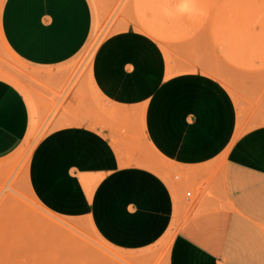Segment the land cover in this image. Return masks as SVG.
<instances>
[{
    "label": "crops",
    "instance_id": "1",
    "mask_svg": "<svg viewBox=\"0 0 264 264\" xmlns=\"http://www.w3.org/2000/svg\"><path fill=\"white\" fill-rule=\"evenodd\" d=\"M92 30L90 0H0L6 50L33 65L69 60ZM222 71L219 77L199 70L169 74L154 40L130 29L99 43L91 69L104 107L121 108L119 118H141L142 141L157 154L183 168L224 160L264 183V78ZM28 104L0 77V159L29 133ZM92 118H115L114 110ZM128 139V131L109 125L61 127L36 149L29 183L49 210L85 215L112 247L137 251L170 228L177 197L154 171L125 163L144 159L143 152L125 155ZM86 182L93 183L92 191ZM250 195L257 199L259 192ZM242 214L211 209L192 218L173 236L164 264H264V207L252 203L250 221Z\"/></svg>",
    "mask_w": 264,
    "mask_h": 264
},
{
    "label": "rangeland",
    "instance_id": "2",
    "mask_svg": "<svg viewBox=\"0 0 264 264\" xmlns=\"http://www.w3.org/2000/svg\"><path fill=\"white\" fill-rule=\"evenodd\" d=\"M90 3L93 30L82 49L61 64L25 62L6 50L0 36V71L12 75L0 73V77L20 90L30 112L29 133L15 151L0 159V264H164L173 236L204 211L226 209L243 213L240 216L250 221L252 203L264 207V183L253 181L250 173L227 167L224 160L183 168L153 151L142 141L141 118H119L121 108L104 107L91 73L99 43L113 32L130 29L154 40L169 74L199 70L219 77L222 69L223 73L237 69L244 79L251 72L264 78V0ZM107 110H114L115 118H92ZM75 124L128 131L125 155L142 157L143 152L144 159L125 163L144 165L175 191L173 222L151 247L116 249L102 239L87 216L53 212L34 195L29 168L36 149L50 133ZM86 185L92 191L93 183ZM251 191H258L259 197L250 198ZM253 217L255 221L260 217L262 226L261 215Z\"/></svg>",
    "mask_w": 264,
    "mask_h": 264
},
{
    "label": "bare ground",
    "instance_id": "3",
    "mask_svg": "<svg viewBox=\"0 0 264 264\" xmlns=\"http://www.w3.org/2000/svg\"><path fill=\"white\" fill-rule=\"evenodd\" d=\"M0 73H2L3 75H5V76H7V77H9V78H11V76L12 75H9L7 72H3V71H1ZM45 223L46 222H44V225H45ZM52 225V224H51ZM47 226V225H46ZM55 227H54V229L56 228V229H58V228H62V229H65V226H63V225H61V224H58V228H57V226L56 225H54ZM48 227H50V226H48ZM53 226H51L50 228H52ZM64 231V230H63ZM73 235V234H72Z\"/></svg>",
    "mask_w": 264,
    "mask_h": 264
},
{
    "label": "built area",
    "instance_id": "4",
    "mask_svg": "<svg viewBox=\"0 0 264 264\" xmlns=\"http://www.w3.org/2000/svg\"><path fill=\"white\" fill-rule=\"evenodd\" d=\"M190 193H191L190 191H187L186 196H190Z\"/></svg>",
    "mask_w": 264,
    "mask_h": 264
},
{
    "label": "clouds",
    "instance_id": "5",
    "mask_svg": "<svg viewBox=\"0 0 264 264\" xmlns=\"http://www.w3.org/2000/svg\"><path fill=\"white\" fill-rule=\"evenodd\" d=\"M184 7H185V8H187V7H188V4H187V3H185Z\"/></svg>",
    "mask_w": 264,
    "mask_h": 264
}]
</instances>
